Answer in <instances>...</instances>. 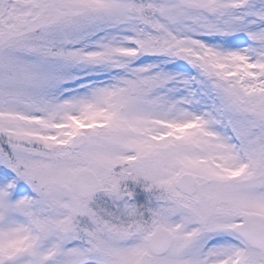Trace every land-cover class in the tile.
I'll list each match as a JSON object with an SVG mask.
<instances>
[{
    "label": "snow or ice",
    "instance_id": "1",
    "mask_svg": "<svg viewBox=\"0 0 264 264\" xmlns=\"http://www.w3.org/2000/svg\"><path fill=\"white\" fill-rule=\"evenodd\" d=\"M0 264H264V0H0Z\"/></svg>",
    "mask_w": 264,
    "mask_h": 264
}]
</instances>
